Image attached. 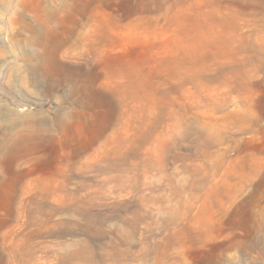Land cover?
<instances>
[{
    "label": "rangeland",
    "instance_id": "rangeland-1",
    "mask_svg": "<svg viewBox=\"0 0 264 264\" xmlns=\"http://www.w3.org/2000/svg\"><path fill=\"white\" fill-rule=\"evenodd\" d=\"M0 264H264V0H0Z\"/></svg>",
    "mask_w": 264,
    "mask_h": 264
}]
</instances>
